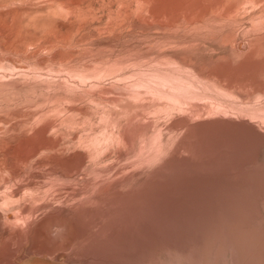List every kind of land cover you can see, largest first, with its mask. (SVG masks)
Instances as JSON below:
<instances>
[{
    "label": "rangeland",
    "instance_id": "rangeland-1",
    "mask_svg": "<svg viewBox=\"0 0 264 264\" xmlns=\"http://www.w3.org/2000/svg\"><path fill=\"white\" fill-rule=\"evenodd\" d=\"M0 264H264V0H0Z\"/></svg>",
    "mask_w": 264,
    "mask_h": 264
},
{
    "label": "bare ground",
    "instance_id": "bare-ground-1",
    "mask_svg": "<svg viewBox=\"0 0 264 264\" xmlns=\"http://www.w3.org/2000/svg\"><path fill=\"white\" fill-rule=\"evenodd\" d=\"M205 80V79H204ZM179 98L180 99H184V101H185V96L183 95V96H179ZM193 97H191V96H188L187 98H186V100H190V102H193L194 101V99H192ZM175 100H177L178 101V99H175ZM195 101H196V99H195ZM194 101V102H195ZM181 102V101H180ZM182 103H183V100H182ZM189 103V102H188ZM192 104V103H191ZM190 104V105H191ZM194 104V103H193ZM192 104V105H193ZM200 131V130H199ZM199 131H192V132H189L188 134H187V136L185 137V139H184V142L180 145V146H186V145H188L189 146V148H191L189 151L191 152V153H193L194 155H195V157H202V155H201V152H200V150H197L196 148L198 147V146H200V145H206L205 143L207 142V143H210L211 141L210 140H213V139H210L209 141H205V142H202V140L200 139V136H201V133L200 134H198L199 133ZM214 136V135H213ZM212 136V137H213ZM220 136V135H219ZM215 137H217V136H215ZM214 137V138H215ZM204 138V140L206 139V137H203ZM211 138V137H210ZM234 138V137H233ZM123 139H125V138H123ZM209 139V138H208ZM217 139V138H216ZM221 139V138H220ZM203 140V141H204ZM223 140V139H222ZM233 140V139H232ZM218 141V140H217ZM219 143V142H218ZM210 145V144H209ZM179 146V147H180ZM187 146V147H188ZM214 146V145H213ZM213 146H209V147H206L207 149H208V151H211L212 150V148H214ZM203 148V147H202ZM205 148V147H204ZM202 150V149H201ZM203 151V150H202ZM212 154V153H211ZM201 155V156H200ZM210 156V155H209ZM133 202H135V201H133ZM126 207H128V206H126ZM132 208V207H131ZM131 215H132V213H130ZM124 215V214H123ZM134 215V214H133ZM125 216V215H124ZM63 220H65V221H71V219L69 218V217H67V216H65V215H63ZM125 218V217H124ZM136 219V218H135ZM150 219V218H149ZM58 220V219H57ZM74 221V220H73ZM75 222V221H74ZM69 223V222H68ZM133 223V222H132ZM142 223V222H141ZM134 225H136V224H134ZM142 225V224H141ZM128 228V227H127ZM132 231V230H131ZM135 232V231H134ZM133 234H135V233H133ZM18 238V242H19V245H24L23 243H24V240L21 238V237H17ZM135 240V239H134ZM119 243V242H118Z\"/></svg>",
    "mask_w": 264,
    "mask_h": 264
}]
</instances>
